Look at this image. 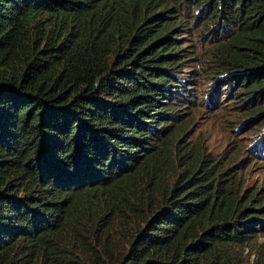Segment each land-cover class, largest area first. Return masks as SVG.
I'll use <instances>...</instances> for the list:
<instances>
[{
	"label": "trees",
	"instance_id": "obj_1",
	"mask_svg": "<svg viewBox=\"0 0 264 264\" xmlns=\"http://www.w3.org/2000/svg\"><path fill=\"white\" fill-rule=\"evenodd\" d=\"M256 168L264 0H0V264H264Z\"/></svg>",
	"mask_w": 264,
	"mask_h": 264
},
{
	"label": "rangeland",
	"instance_id": "obj_2",
	"mask_svg": "<svg viewBox=\"0 0 264 264\" xmlns=\"http://www.w3.org/2000/svg\"><path fill=\"white\" fill-rule=\"evenodd\" d=\"M225 102H228L226 101V98L222 100V104ZM232 105L234 104L230 102L227 106H229L230 110L234 112L233 110L235 108L231 109ZM225 116H227L226 109L222 111L201 113L194 123V127L192 128L194 130L197 129L208 136L206 140L207 146L213 150L215 149V152H219L224 147L227 142L228 135L230 134V127L227 126L229 124L226 122L224 118ZM230 116L239 118V116H236L234 114H230ZM262 172H264V170L259 168L251 171L249 173V184H259L263 177Z\"/></svg>",
	"mask_w": 264,
	"mask_h": 264
}]
</instances>
